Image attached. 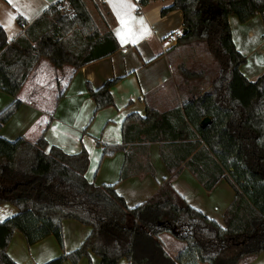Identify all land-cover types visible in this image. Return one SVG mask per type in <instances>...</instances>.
I'll return each instance as SVG.
<instances>
[{
	"label": "trees",
	"instance_id": "obj_1",
	"mask_svg": "<svg viewBox=\"0 0 264 264\" xmlns=\"http://www.w3.org/2000/svg\"><path fill=\"white\" fill-rule=\"evenodd\" d=\"M173 10L181 12L186 29L177 43L201 44L217 64L216 75L181 105L129 113L122 122V143L101 151L102 157L124 151L121 181L153 174L148 145L157 142L169 176L148 199L128 206L115 184L96 185L86 178L89 158L83 147L69 154L49 145L44 132L35 142L0 136V204L17 208L0 221V264H16L7 253L16 231L27 245L52 235L63 247L66 219L88 226L89 234L79 247L44 264H78L90 259V252L99 264H118L122 258L127 264H240L264 252V72L253 81L241 73L246 59L228 22L230 15L245 22L263 13L264 0H172L160 13ZM16 22L27 26L10 42L0 25V91L12 97L0 110V128L20 107L17 94L41 58L56 69L77 70L119 48L111 30L96 25L85 0H58L29 24L21 16ZM180 71L184 82L195 75L183 65ZM119 80L113 77L97 88L86 82L94 112L114 104L110 88ZM204 118L210 121L202 126ZM184 166L206 190L220 180L230 185L234 197L223 224L173 188ZM163 233L184 244L174 258L160 240Z\"/></svg>",
	"mask_w": 264,
	"mask_h": 264
},
{
	"label": "crops",
	"instance_id": "obj_2",
	"mask_svg": "<svg viewBox=\"0 0 264 264\" xmlns=\"http://www.w3.org/2000/svg\"><path fill=\"white\" fill-rule=\"evenodd\" d=\"M56 1L0 0V25L7 41L10 42L23 31L16 22L17 16L23 17L29 24ZM171 1L154 0L138 5V0H124L126 5L132 7H122L120 0H89L97 14L96 18L93 17L96 25L101 31L111 30L119 48L111 56L77 70L71 65L56 69L47 58H41L18 92L21 105L2 125L0 136L9 141L23 137L35 142L44 132L49 145L58 146L69 154L77 153L83 147L89 158L85 174L89 181L96 185L115 184L117 193L128 206L152 196L169 176L160 156L159 143L151 142L148 145V160L153 174L134 175L121 181L118 178L125 159L124 151L118 150L106 157L101 156V151L104 145L122 143V122L129 113L144 115L146 107L165 111L181 105L192 93L207 87H200L196 72L184 82L177 68L184 63L186 49L188 51L191 47L177 43L184 28L181 12L160 13L161 8ZM117 11L125 19L132 18L128 28L133 35L124 36L127 42H122L121 35L117 34L118 31L127 32L117 17ZM140 18L150 34L132 43L131 40L142 31V25L138 22ZM228 22L234 45L246 59L240 71L249 81H253L264 72V12L245 22L230 15ZM113 77L120 78L110 88L114 104L94 112L95 103L86 82L97 88ZM0 100L4 107L12 101V97L0 91ZM172 186L191 206L223 224V214L234 197V191L226 181L220 180L206 190L184 166L172 181ZM16 212L15 206L0 204V221ZM89 231L88 226L76 220H63V247L52 235L27 245L24 236L16 231L8 244L7 253L16 264H44L79 247ZM160 240L172 258L184 247L181 241L167 233L161 234ZM89 261L91 264L100 263L99 257L90 252V259L82 258L78 264H89ZM62 264L71 262L66 260ZM118 264H127V261L122 258ZM240 264H264V252Z\"/></svg>",
	"mask_w": 264,
	"mask_h": 264
},
{
	"label": "rangeland",
	"instance_id": "obj_3",
	"mask_svg": "<svg viewBox=\"0 0 264 264\" xmlns=\"http://www.w3.org/2000/svg\"><path fill=\"white\" fill-rule=\"evenodd\" d=\"M85 1H86L88 9L93 15L92 17L96 18L97 14L93 10L92 4L89 2V0H85ZM66 8H67L66 5H64L61 11L66 10ZM190 47L191 48L188 51L186 49V56H185L184 63L179 64L177 68L180 70V66L183 65L185 68L189 69V71L196 72L197 74H199L197 78V82L200 83L201 84L200 87H202L203 85H206V83L209 82V80L213 79L214 76L216 75L217 64L205 52L201 44L192 43ZM2 106H3V103L0 100V110L3 108ZM156 155L158 156L157 152H156ZM169 235L170 234H168V236Z\"/></svg>",
	"mask_w": 264,
	"mask_h": 264
},
{
	"label": "snow or ice",
	"instance_id": "obj_4",
	"mask_svg": "<svg viewBox=\"0 0 264 264\" xmlns=\"http://www.w3.org/2000/svg\"><path fill=\"white\" fill-rule=\"evenodd\" d=\"M120 6H122V7H132L131 5H126L124 3V0H120ZM117 17L120 20L121 25H123V26H125V28H127V32L126 33H121L120 31H118L117 34L121 35L122 42H127V40L124 39V36L125 35H128V36H132L133 35L131 29L128 28L129 20L132 19V18L129 17L128 19H125L124 15L121 14L119 11H117ZM138 22L142 25V31L140 32L138 37H136L135 39L131 40L132 43H136L138 39L143 38V36L150 34L148 32L147 26L144 25L143 19L140 18V20Z\"/></svg>",
	"mask_w": 264,
	"mask_h": 264
},
{
	"label": "water",
	"instance_id": "obj_5",
	"mask_svg": "<svg viewBox=\"0 0 264 264\" xmlns=\"http://www.w3.org/2000/svg\"><path fill=\"white\" fill-rule=\"evenodd\" d=\"M186 33V29L183 28L182 30V35H184ZM210 121V118H204L201 122V125L204 126L206 123H208Z\"/></svg>",
	"mask_w": 264,
	"mask_h": 264
},
{
	"label": "built area",
	"instance_id": "obj_6",
	"mask_svg": "<svg viewBox=\"0 0 264 264\" xmlns=\"http://www.w3.org/2000/svg\"><path fill=\"white\" fill-rule=\"evenodd\" d=\"M26 26H27V24H21V25H20L21 29H25Z\"/></svg>",
	"mask_w": 264,
	"mask_h": 264
}]
</instances>
